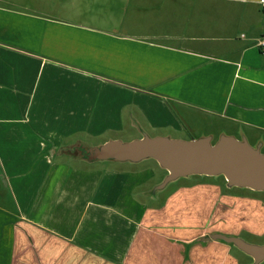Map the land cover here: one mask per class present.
Returning a JSON list of instances; mask_svg holds the SVG:
<instances>
[{
    "label": "crops",
    "instance_id": "obj_1",
    "mask_svg": "<svg viewBox=\"0 0 264 264\" xmlns=\"http://www.w3.org/2000/svg\"><path fill=\"white\" fill-rule=\"evenodd\" d=\"M262 42L259 0H0V264H251L200 241L242 233L206 182L129 214L131 179L84 160V146L122 139L81 133L124 123L173 137L195 115L218 126L206 136L259 141Z\"/></svg>",
    "mask_w": 264,
    "mask_h": 264
},
{
    "label": "water",
    "instance_id": "obj_2",
    "mask_svg": "<svg viewBox=\"0 0 264 264\" xmlns=\"http://www.w3.org/2000/svg\"><path fill=\"white\" fill-rule=\"evenodd\" d=\"M142 137L132 141L111 139L98 146H84L88 162L138 164L153 159L167 174L147 195L157 197L159 191L181 178L191 176L222 177L229 189L245 188L264 192V153L262 144L251 145L245 136L222 133L213 143L212 135L182 140L171 136L151 137L138 127ZM84 154V153H82ZM221 241L232 245L253 259L251 264L264 262V244H253L243 238L212 233L200 241Z\"/></svg>",
    "mask_w": 264,
    "mask_h": 264
},
{
    "label": "rangeland",
    "instance_id": "obj_3",
    "mask_svg": "<svg viewBox=\"0 0 264 264\" xmlns=\"http://www.w3.org/2000/svg\"><path fill=\"white\" fill-rule=\"evenodd\" d=\"M63 32L66 34L68 33L66 36L75 35L71 29H64ZM91 112L93 115L96 113L95 110ZM124 120L126 124H129L128 118H124ZM115 121L120 122L121 120L117 118ZM182 123L185 127V131L179 133L171 131L170 133L172 134L173 138L192 140L193 137L198 138L199 136L205 135L209 129L215 130L218 128L217 125H212V127H210L205 119L195 115L192 116V120L190 122ZM124 126V123L123 125H114L110 127L105 125L93 127L88 126L86 127V130L82 131L81 137L83 139L89 140L92 142V144L98 145L112 137L120 138L124 141H131L134 138L140 136V130H136V127L129 126V128L126 130V127ZM146 128L152 136L167 133L164 130L153 131L148 127ZM236 134L238 137H240L241 132L237 131ZM248 135L251 138L249 139L251 144H255V137L250 135V133H248ZM213 136V143H216L219 135ZM256 138H258L259 141L262 140L264 144V138L261 139L258 137V135H256ZM261 151L264 153V145H262ZM95 166L98 170L114 174L115 177L123 175L124 177H129L131 179L129 181V186L131 187L129 190V196L131 197V207H134V209L129 210V214L133 210L138 211V213H144L145 211L147 213L149 211L152 212L153 207L150 206H153L154 203L158 202L159 200L163 202L164 199L168 197L169 194L177 187L181 185H192L196 182H206L209 188L207 193L210 195V198H215L216 194L218 195L220 202L225 203L224 208L223 206H220V210L222 211V213H220V218L224 217L223 220L225 222H229L230 224L235 225L237 230H241L242 233L240 234V237L245 241L253 244H264V236H256L255 234L249 233V230L259 232L264 231V192H255L245 188L227 189L225 186L226 180L222 177L208 178L204 176H191L190 178H181L180 180L168 185L166 189L159 191L157 194L158 201H151L149 198L150 195L147 197V195H143V192L147 191L149 193L157 185L156 183H159L167 174V172L162 169L155 160L149 159L138 164H118L117 162L112 161L96 162ZM78 167L84 169L90 168V166H86L84 163L79 164ZM151 219L152 218H149V220ZM213 222L214 218H211L210 221H208V224L210 225L207 227L208 229H211L212 224H215ZM262 264H264V262H262Z\"/></svg>",
    "mask_w": 264,
    "mask_h": 264
},
{
    "label": "built area",
    "instance_id": "obj_4",
    "mask_svg": "<svg viewBox=\"0 0 264 264\" xmlns=\"http://www.w3.org/2000/svg\"><path fill=\"white\" fill-rule=\"evenodd\" d=\"M259 3L261 4L262 8L264 9V0H259ZM261 46L264 47V42L261 43Z\"/></svg>",
    "mask_w": 264,
    "mask_h": 264
}]
</instances>
